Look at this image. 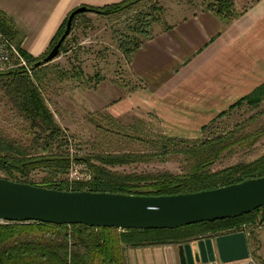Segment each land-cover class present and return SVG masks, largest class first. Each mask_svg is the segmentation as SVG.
Instances as JSON below:
<instances>
[{"label":"trees","instance_id":"1","mask_svg":"<svg viewBox=\"0 0 264 264\" xmlns=\"http://www.w3.org/2000/svg\"><path fill=\"white\" fill-rule=\"evenodd\" d=\"M132 3L133 0H124L105 7L86 6V13L107 16ZM205 9L213 12L225 24H229L245 11L234 13L232 0H209ZM72 11L62 22L45 53L38 58H32L20 48L16 40L17 31L0 11V31L19 48L32 69V76L21 71L0 73V96L3 92L12 110L24 123L26 134L32 136L31 143L40 150L38 154L20 152L18 156H13L11 153L15 152L14 148L0 136V170L9 175L15 171L22 177H27L30 171H44L47 177L42 179L41 185L13 181L57 191L149 197L211 191L264 177V153L248 163L212 169L223 154L252 147L264 137V123L252 131H244L241 123H236L229 129L220 130L219 127L222 119L243 107L257 109L264 102V82L226 111L218 114L209 124L204 125L201 128L204 137L200 139L168 137L162 132L143 137L141 129L133 124L131 129L140 134L135 139L145 140L152 147L150 152L92 153L82 157L52 152L53 147L59 150L62 145L68 144V138L55 121L38 85L39 70L46 65L36 68H33V65L46 57L60 39ZM80 15L82 14L73 17L70 33ZM69 35L60 46L58 54L66 52ZM141 43L142 41L137 42L129 48V41H126L119 47L127 56ZM258 115L259 113H254L244 123L256 120ZM174 157L179 158L181 163L180 174L166 171L120 173L115 170L116 167L125 165L148 163L159 159L167 161ZM74 163L85 166L88 180L68 183L64 176ZM259 213L261 216L258 222H261L264 207L221 221L202 222L172 230H119L81 224L0 222V264H125L124 252L128 247L184 244L191 239L205 238L209 234H226L239 230L249 233L247 237L249 242L253 237V228Z\"/></svg>","mask_w":264,"mask_h":264},{"label":"crops","instance_id":"2","mask_svg":"<svg viewBox=\"0 0 264 264\" xmlns=\"http://www.w3.org/2000/svg\"><path fill=\"white\" fill-rule=\"evenodd\" d=\"M122 1L0 0V11L17 31L20 48L38 58L72 10ZM243 10L229 24L208 9L182 16L178 11L169 13L125 56L124 68L132 87L121 95L120 88L111 86L110 92L121 96L105 104V111L114 118L149 116L168 137L198 138L204 125L264 82V0H253L238 13ZM218 234L223 233L214 235ZM250 240L249 258L253 251ZM192 241L196 240L188 242ZM178 247H128L125 264H180Z\"/></svg>","mask_w":264,"mask_h":264},{"label":"rangeland","instance_id":"3","mask_svg":"<svg viewBox=\"0 0 264 264\" xmlns=\"http://www.w3.org/2000/svg\"><path fill=\"white\" fill-rule=\"evenodd\" d=\"M232 1L234 13H238L240 8L242 10L253 0ZM208 2L209 0H133L132 4L107 16L82 13L67 39L66 52L58 54L38 73L42 96L68 138V144L62 145L59 150L53 147L52 152L79 157L92 153L150 152L152 147L145 140H136L140 134L131 129V126L134 124L141 129L143 137L151 136L162 132L156 119L135 114L114 118L103 107L124 94L128 87H132L124 68L126 55L119 45L129 41L130 48L149 37L169 13L178 11L179 16L188 15L205 9ZM103 81L105 83L100 86ZM111 86L120 88L121 95L110 92ZM254 113H259L256 120L244 123ZM236 123L243 124L244 131L257 129L264 123V102L257 109L243 107L233 112L221 120L219 127L220 130L229 129ZM0 136L14 148L15 152L11 153L13 156H18L20 152L40 153L31 143L32 136L26 134L24 123L12 110L3 92L0 96ZM203 137L201 133L196 139ZM263 153L264 137L252 147L223 154L212 169L248 163ZM115 170L137 174L164 171L180 174L182 171L179 158L176 157L167 161L159 159L125 165L116 167ZM86 173L84 165L74 163L64 178L69 184L85 181L80 178L88 177ZM44 177H47L46 172L40 170L30 171L27 177H22L15 171L9 175L0 170V178L12 182L18 180L41 185ZM250 247L253 249L251 258L254 264H264V214L262 221L257 222L254 227Z\"/></svg>","mask_w":264,"mask_h":264},{"label":"water","instance_id":"4","mask_svg":"<svg viewBox=\"0 0 264 264\" xmlns=\"http://www.w3.org/2000/svg\"><path fill=\"white\" fill-rule=\"evenodd\" d=\"M86 7L74 9L65 30L33 68L52 62L70 33L71 21ZM264 207V177L227 187L174 196H132L87 191H57L0 178V222L81 224L119 230H172L221 221ZM180 264H230L249 258L243 231L208 235L179 244Z\"/></svg>","mask_w":264,"mask_h":264},{"label":"built area","instance_id":"5","mask_svg":"<svg viewBox=\"0 0 264 264\" xmlns=\"http://www.w3.org/2000/svg\"><path fill=\"white\" fill-rule=\"evenodd\" d=\"M18 71L24 72L27 75L32 74L30 63L21 54L19 48L0 31V73ZM77 179L79 180V178ZM80 180L86 181L88 177L80 178ZM242 231L246 237L249 236L248 232ZM230 264H254V262L251 258H248Z\"/></svg>","mask_w":264,"mask_h":264}]
</instances>
